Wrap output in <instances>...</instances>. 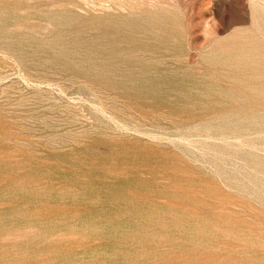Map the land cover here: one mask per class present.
<instances>
[{"label":"rangeland","instance_id":"rangeland-1","mask_svg":"<svg viewBox=\"0 0 264 264\" xmlns=\"http://www.w3.org/2000/svg\"><path fill=\"white\" fill-rule=\"evenodd\" d=\"M0 264H264V0H0Z\"/></svg>","mask_w":264,"mask_h":264}]
</instances>
